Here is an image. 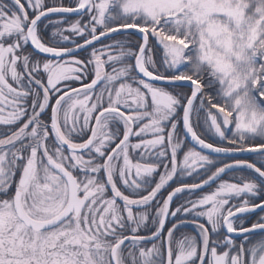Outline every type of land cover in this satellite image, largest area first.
Returning a JSON list of instances; mask_svg holds the SVG:
<instances>
[{
    "label": "snow or ice",
    "instance_id": "snow-or-ice-1",
    "mask_svg": "<svg viewBox=\"0 0 264 264\" xmlns=\"http://www.w3.org/2000/svg\"><path fill=\"white\" fill-rule=\"evenodd\" d=\"M0 264H264V0H0Z\"/></svg>",
    "mask_w": 264,
    "mask_h": 264
}]
</instances>
